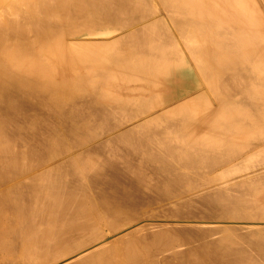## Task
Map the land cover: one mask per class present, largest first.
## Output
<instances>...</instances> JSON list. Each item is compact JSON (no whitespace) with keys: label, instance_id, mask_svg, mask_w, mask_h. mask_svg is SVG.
Returning <instances> with one entry per match:
<instances>
[{"label":"bare ground","instance_id":"6f19581e","mask_svg":"<svg viewBox=\"0 0 264 264\" xmlns=\"http://www.w3.org/2000/svg\"><path fill=\"white\" fill-rule=\"evenodd\" d=\"M0 264H264V0H0Z\"/></svg>","mask_w":264,"mask_h":264},{"label":"rangeland","instance_id":"374dc122","mask_svg":"<svg viewBox=\"0 0 264 264\" xmlns=\"http://www.w3.org/2000/svg\"><path fill=\"white\" fill-rule=\"evenodd\" d=\"M98 41H100V42H104L103 40H102V41H101V40H98ZM35 108H36V107H35ZM35 108H32L34 114H35V112H36V111H34ZM41 108H42V107H41ZM32 110H30L29 114H32V113H33ZM39 110L41 111L42 109H37L36 114H35V115H32V116H36V115L38 116V115H39V112H40ZM44 110H45V112L42 110L44 113L41 112L39 116H41V114L44 115L45 113H48V112H47L48 110L46 111V108H45ZM38 111H39V112H38ZM51 114H52V113H50V114L47 115V116L50 117ZM45 115H46V114H45ZM42 117H43V116H42ZM45 117H46V116H45ZM49 117H48V118H49ZM43 118H44V117H43ZM50 118H51V117H50ZM52 118L55 119V120L58 122V119H56V118H54V117H52ZM44 119H46V118H44ZM53 119H52V120H53ZM118 119H120L121 122H123L122 120H124V119L121 120V118H119V117L117 118V120H118ZM22 120H23V119H22ZM25 120H26V119H25ZM55 120H54V121H55ZM44 121H45V120H44ZM46 121L48 122V120H46ZM49 121H51V120H49ZM54 121H51V122H54ZM60 121H61V120H60ZM94 121H95V123H96V120H94ZM113 121L117 122L116 119H114ZM113 121L111 120V121H109V122H113ZM92 122H93V121H92ZM98 122H102V121L98 120L97 123H98ZM118 122H119V121H118ZM20 123H23V124H24V122H22V121H20ZM48 123H49V122H48ZM93 123H94V122H93ZM59 124H60V123H59ZM25 125H26V123H25ZM43 127H44V126H43ZM45 127H46V126H45ZM45 127L43 128L44 130H45ZM39 128H41V127H39ZM48 128H49V127H48ZM43 129H42V130H43ZM46 129H47V128H46ZM40 131H41V130H40ZM93 131H94V132H93ZM98 131H99L100 135H96V136H95V139H94V136L91 135V136H92V140L94 139L95 141H94V140L92 141V140L90 139L91 136H90V135H86V134H87V133L89 134L90 132H91V133H97V134H98L97 130L95 131V130H92V129H91V131L89 130L88 132H87V131H83L84 133L87 132V133L85 134L87 137L83 136V137L85 138L84 141L82 140V141H80L81 143L79 142L80 144L78 143V144L80 145V147L77 148V149L79 150V152H78L77 149H74V150H73L74 153L72 152V153H70V154H72V155L75 154V155H76V153H77V154L80 153V152L82 153L83 150H84V152H85L86 150L88 151V150H89V149H87V148H89V147H88V144H90V145H89V146H90V149L93 150V149L95 148V147H93V146H96L97 144L99 145V143H101V142H105L104 138H105L106 141H107V137L109 136V137H108V140H113V139H114L113 136H114V135L116 136V133H117V131L113 130V132L111 131V134H112V135L110 134V132H108L107 135H106L105 132L100 131V130H98ZM114 131H115V133H114ZM38 132H39V131H38ZM41 132H42V131H41ZM41 132H39V133L41 134ZM43 132H44V131H43ZM44 133H45V132H44ZM78 133H79V132H78ZM78 133H75V134L78 135ZM80 133H81V132H80ZM91 133H90V134H91ZM101 133H102V134H105L104 136H106V137H104ZM29 134H30V132H29ZM29 134H28V135H29ZM75 134H74V135H75ZM108 134H109V135H108ZM113 134H114V135H113ZM117 134H118V133H117ZM110 135H111V136H110ZM72 136H73V134H72ZM78 136L80 137V136H82V135L79 134ZM97 136H98V137H97ZM99 136H100V137H99ZM29 137H30V136H29ZM31 137H33V136H31ZM31 137H30V138H31ZM68 137L71 138V136L68 135V136L66 137V139L68 140V142H70V141H69L70 138H68ZM75 137H76V138H75ZM75 137H74L75 140H77L78 137H77V136H75ZM83 137H82V138H83ZM103 137H104V138H103ZM112 137H113V138H112ZM30 138H29V139H30ZM72 138H73V137H72ZM72 138H71V140H72ZM74 138H73V139H74ZM80 138H81V137H80ZM87 138H89V143L87 142L88 144L86 143V145H85V144H82V142L85 143V141L88 140ZM99 138H100V139L102 138L103 140L101 139V141H99ZM29 139H28V142H30V141H31V142L35 141V140H31V139L29 140ZM86 139H87V140H86ZM78 140H79V139H78ZM31 142H30V143H31ZM71 142H72V141H71ZM71 142H70V143H71ZM76 142H77V141H76ZM94 142H95V144H96V142H97V144L95 145ZM91 143H92V145H91ZM112 143H113V142H112ZM81 145H82V146H81ZM84 145L87 146V148H86ZM83 146H84V147H83ZM92 147H93V148H92ZM83 148H86V150L83 149ZM76 150H77V151H76ZM81 150H82V151H81ZM75 151H76V152H75ZM89 151H90V150H89ZM72 155H71V156H72ZM66 156H69V155H63V156L58 157L55 161L50 162L49 165L46 166L44 169H48L49 166H52V165H54V164H57V163L59 164L60 161H61L60 163L64 162V160L66 161V160L69 158V157H66ZM63 157H64V158H63ZM60 158H62V159H60ZM59 159H60V160H59ZM57 161H58V162H57ZM53 162H54V163H53ZM51 164H52V165H51ZM223 169L225 170V168H223ZM223 169H222V170H223ZM108 191H109V193L112 195L113 191H112V192H110L111 190H108ZM116 194H117V193H116ZM117 197H119V195L116 196V198H117ZM116 198H115V199H116ZM131 198L135 199V197H131ZM133 199H131V200L133 201ZM120 200H121V198H120ZM131 200L128 199L127 201L131 203L129 206L132 205L133 208L135 207V208H134L135 210H133L132 207H129V206H128L127 209H126V211H127V210L129 211V212L127 211L128 214H129L130 212L134 211V213L136 214V217H137V218L140 217L141 220L144 219V221H143V224H144V225H145V223H146V224L148 223V222H147V219L150 217L149 215H151V213H152L151 211L155 210V212H154L155 214L153 213L154 215H156V213H157V211H158L159 213H157V214L160 215V212H161V214H163L162 211H163L164 213H165V211H166L167 213H169V211H167L166 209H168V208L171 209V207H172V205H170V206H166V207L163 206V208H162L161 206H159V207L157 208V206H158L159 204H158V205H157V204H152V203H150L151 201L148 202V201H149L148 199H147L148 201H147V200H145V201L143 200V202H142V201H140L141 199H139V198L137 197L138 202H142V204H143L142 206L144 207V208H143L141 205H139V204H141V203H139V204L137 203V200H135V201H136L135 203H137V204H135V206H134V203L131 202ZM118 201H119V199H117V202H116L117 204H116V205H118V208H119V206H120L122 203H124V201L121 200V201H119L120 203H119ZM122 201H123V202H122ZM146 202H147V207H146ZM157 202H158V201H157ZM114 203H115V202H114ZM159 203H162V202L159 201ZM119 204H120V205H119ZM128 204H129V203H128ZM136 205H139L141 208H143L142 211H141V208H137V209H136ZM160 205H161V204H160ZM114 206H115V205H114ZM139 206H138V207H139ZM149 206L152 207V208H154V207L156 206L157 209L155 208V209L152 210ZM148 207L151 209V211H150L149 209H147V211L149 210L150 213H148V212L146 211V208H148ZM115 208H116V206H115ZM128 208H130L131 211H130V209H128ZM138 209L140 210V213H142L144 216H143L142 214H141V215L139 214V212H138L139 210H138ZM169 209H168V210H169ZM137 210H138V211H137ZM164 210H165V211H164ZM135 211H137V212H135ZM143 211H144V213H143ZM124 212H125V211H124ZM124 212H123V213H124ZM145 212H146L147 214H149V215H148L149 217L146 216L147 214H146ZM137 213L139 214V216H137V215H138ZM167 213H166V214H167ZM128 214H127V215L125 214V215L127 216V218H128ZM132 214H133V213H131L130 218H131ZM135 214H133V215L135 216ZM123 215H124V214H123ZM123 215H122V216H123ZM125 215H124V216H125ZM167 215H168V214H167ZM122 216L119 217V220H120V221H122ZM124 216H123V219L126 218V216H125V217H124ZM145 216H146L147 218H146ZM156 216H157V215H156ZM162 216H164V214L161 215V216H159V217H162ZM169 216H170V215H169ZM132 217H133V216H132ZM136 217H135V218H136ZM143 217H144V218H143ZM157 217H158V216H157ZM159 217H158L157 219L162 220V221H156V223L154 222L156 226H157V222H160L161 224H160V223H159V224H160V225H163L164 220H167V221H169V220H170V221H175V219L168 218V216H166V218H164V219H163V217H162V218H159ZM135 218H134V219H135ZM173 218H174V217H173ZM194 220L198 221L197 219H194ZM194 220H193V221H194ZM170 221H169V222H166V223L164 222V224H166L167 226H172V225L175 226L176 224L179 223V222H173V224H171L172 222L170 223ZM204 221H205V220H204ZM168 223H169L170 225H168ZM185 223H186V222H182V223H179V224L176 225V226L178 227V226H180V225L183 224L182 226H180V227H183V226H185V225H184ZM150 224H151V223H150ZM152 224H153V223H152ZM159 224H158V225H159ZM195 224H196V226H195ZM197 224H200V223H192V225L194 226V228H200V227H197ZM98 225L101 227L103 233H106V232L108 231L107 228H106V223H105V225H104L103 222H101V223L99 222ZM153 225H154V224H153ZM186 225H187V227H190L189 225H191V223H186ZM198 226H200V225H198ZM185 227H186V226H185ZM201 227H202V225H201ZM190 228H193V227L191 226ZM104 229H105V230H104Z\"/></svg>","mask_w":264,"mask_h":264}]
</instances>
